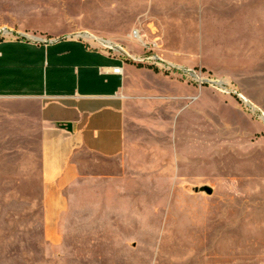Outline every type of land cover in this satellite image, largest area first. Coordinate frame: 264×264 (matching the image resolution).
I'll use <instances>...</instances> for the list:
<instances>
[{
  "label": "rangeland",
  "instance_id": "rangeland-1",
  "mask_svg": "<svg viewBox=\"0 0 264 264\" xmlns=\"http://www.w3.org/2000/svg\"><path fill=\"white\" fill-rule=\"evenodd\" d=\"M154 1L0 0V43L90 33L123 47L136 31L150 44L135 26L154 15L198 47L190 65L124 50L156 54L171 71L133 64L192 96L170 126L164 111L144 112L122 158L82 154L86 178L56 231L26 158L36 142L0 123V264H264V0Z\"/></svg>",
  "mask_w": 264,
  "mask_h": 264
},
{
  "label": "crops",
  "instance_id": "crops-1",
  "mask_svg": "<svg viewBox=\"0 0 264 264\" xmlns=\"http://www.w3.org/2000/svg\"><path fill=\"white\" fill-rule=\"evenodd\" d=\"M156 3L138 0L136 8L153 11ZM152 18L148 24L137 21L135 28L157 44L156 52L165 60L190 65L198 47L185 40L183 28ZM78 35L0 43V123L22 129L24 141L36 142V154L26 158L33 159V174L43 191L47 232L56 231L68 205L67 192L86 178L82 154L122 158L144 125V112L164 111L170 126L175 104L181 107L192 96L189 86ZM123 49L129 55L144 53L132 33L123 36ZM118 66L122 73L114 74Z\"/></svg>",
  "mask_w": 264,
  "mask_h": 264
},
{
  "label": "built area",
  "instance_id": "built-area-1",
  "mask_svg": "<svg viewBox=\"0 0 264 264\" xmlns=\"http://www.w3.org/2000/svg\"><path fill=\"white\" fill-rule=\"evenodd\" d=\"M78 36L81 37L82 34H80ZM132 36H133V38L138 40V43L140 44V46L142 47L143 50H147L148 51V50H151V49H155L157 47L155 42H152L150 44L142 42L140 40V38H139L138 32H136V31L132 32ZM100 40L101 41H98V43H99L98 46L101 49L109 50L111 52H115L118 55L122 56L123 58L131 59L134 62H140V63H143V64L156 66V67H158L160 69H163V70H168V71L172 70L170 65H165L156 54H152V55H148V56H144L143 55V56L129 58V56L124 51L123 47H121V46H119V45H117V44H115L113 42L107 41V40H103V39H100ZM106 42H107V44H106ZM112 72L114 74H121L122 73V68L120 66L115 67V68H113Z\"/></svg>",
  "mask_w": 264,
  "mask_h": 264
},
{
  "label": "water",
  "instance_id": "water-1",
  "mask_svg": "<svg viewBox=\"0 0 264 264\" xmlns=\"http://www.w3.org/2000/svg\"><path fill=\"white\" fill-rule=\"evenodd\" d=\"M93 38H94V37H93ZM94 39H95V38H94ZM68 128H69V126H68ZM203 191H204L206 194H208V195L211 194V189H209V188H207V187L203 188Z\"/></svg>",
  "mask_w": 264,
  "mask_h": 264
},
{
  "label": "bare ground",
  "instance_id": "bare-ground-1",
  "mask_svg": "<svg viewBox=\"0 0 264 264\" xmlns=\"http://www.w3.org/2000/svg\"><path fill=\"white\" fill-rule=\"evenodd\" d=\"M90 37H91V38L94 37L95 39H98V41H101L99 37H96V36H93V35H90ZM94 38H93V39H94ZM106 44H107V42H106Z\"/></svg>",
  "mask_w": 264,
  "mask_h": 264
}]
</instances>
